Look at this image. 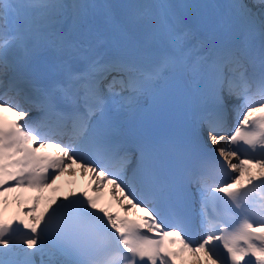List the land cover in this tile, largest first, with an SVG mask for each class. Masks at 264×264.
<instances>
[{"label": "snow or ice", "instance_id": "obj_1", "mask_svg": "<svg viewBox=\"0 0 264 264\" xmlns=\"http://www.w3.org/2000/svg\"><path fill=\"white\" fill-rule=\"evenodd\" d=\"M0 264H264V0H0Z\"/></svg>", "mask_w": 264, "mask_h": 264}, {"label": "bare ground", "instance_id": "obj_2", "mask_svg": "<svg viewBox=\"0 0 264 264\" xmlns=\"http://www.w3.org/2000/svg\"><path fill=\"white\" fill-rule=\"evenodd\" d=\"M256 169H253V172H255ZM75 176H78V173H75ZM59 184L61 186L60 191L58 192H51L46 190L44 195L45 196H51L52 194H57V197H62L63 195H65L68 191L72 190V191H76V192H82L84 191L87 187H88V179L87 176H80L79 178H77V181L75 184L71 185L68 180L67 177L63 180V181H59ZM65 190V194L62 193V191ZM105 188L102 190V196H101V200H100V205L101 206H108L109 204L111 205V211L113 212H118L120 210L119 206L112 200L111 198L107 197V194L109 193V191L107 190L104 193ZM89 194L91 195L92 192L89 190ZM29 195H33V193H29ZM118 195V193H117ZM43 206V205H41ZM15 210V206L13 205L12 211Z\"/></svg>", "mask_w": 264, "mask_h": 264}]
</instances>
